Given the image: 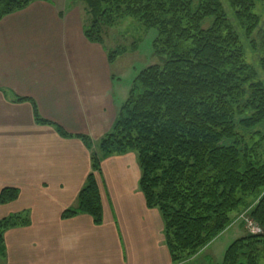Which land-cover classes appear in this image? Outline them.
<instances>
[{
  "label": "trees",
  "instance_id": "16d2710c",
  "mask_svg": "<svg viewBox=\"0 0 264 264\" xmlns=\"http://www.w3.org/2000/svg\"><path fill=\"white\" fill-rule=\"evenodd\" d=\"M32 1L0 0V21ZM76 1L85 2L83 31L91 42L106 47L110 28L136 18L157 30L154 53L164 61L136 75L109 132L98 141L79 135L91 151V171L62 218L85 213L101 224V161L135 152L140 188L161 213L173 264L202 253L247 210L261 231L236 238L220 264H264V0H225L230 12L222 0ZM126 51L107 49L109 63ZM24 100L34 103L36 123L72 136L43 118L32 99L14 97ZM19 195L5 187L0 204ZM28 218L0 219L1 254L5 232Z\"/></svg>",
  "mask_w": 264,
  "mask_h": 264
},
{
  "label": "crops",
  "instance_id": "0c3cea01",
  "mask_svg": "<svg viewBox=\"0 0 264 264\" xmlns=\"http://www.w3.org/2000/svg\"><path fill=\"white\" fill-rule=\"evenodd\" d=\"M85 9L76 0H35L0 21V191L20 193L0 204V219L29 217L5 232L0 264H173L161 213L140 188L135 152L101 161V224L85 213L61 216L91 171L79 135L98 141L109 132L131 86L112 69L106 47L85 36ZM15 96L32 99L72 136L36 123L34 103Z\"/></svg>",
  "mask_w": 264,
  "mask_h": 264
},
{
  "label": "rangeland",
  "instance_id": "374dc122",
  "mask_svg": "<svg viewBox=\"0 0 264 264\" xmlns=\"http://www.w3.org/2000/svg\"><path fill=\"white\" fill-rule=\"evenodd\" d=\"M222 1L230 12V7L226 6L225 0ZM83 17L84 22L87 23L88 17L86 14ZM156 36V29H147L140 21L132 17L123 18L118 25L109 29L105 39L107 49L111 51L119 46L127 47V51L117 57L112 66V69L116 73L121 74L124 83H130V86L136 75L150 64H163L164 58L154 53V40ZM245 45H247L246 42ZM247 50L249 51L248 47ZM247 211L239 214L237 219L232 223L233 225L218 236L211 245L209 244L210 246L206 251H203V249L199 255L193 256L180 264H220L229 245L242 235V230L245 231L246 219L252 221ZM236 223H239L238 226L241 228V231H238L239 227L234 225ZM253 223L256 224L254 221ZM241 225H244V227H241ZM207 246L204 248L206 249Z\"/></svg>",
  "mask_w": 264,
  "mask_h": 264
},
{
  "label": "built area",
  "instance_id": "2783aa9c",
  "mask_svg": "<svg viewBox=\"0 0 264 264\" xmlns=\"http://www.w3.org/2000/svg\"><path fill=\"white\" fill-rule=\"evenodd\" d=\"M246 223H247V226L249 228V231H251L253 233L260 231V228L256 224H254L253 221H251L250 219H246Z\"/></svg>",
  "mask_w": 264,
  "mask_h": 264
}]
</instances>
